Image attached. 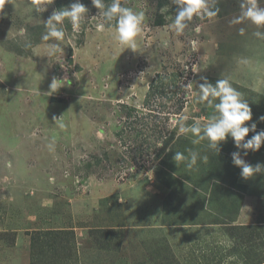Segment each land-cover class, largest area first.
<instances>
[{"label":"rangeland","instance_id":"374dc122","mask_svg":"<svg viewBox=\"0 0 264 264\" xmlns=\"http://www.w3.org/2000/svg\"><path fill=\"white\" fill-rule=\"evenodd\" d=\"M85 1L78 30L65 19L64 40L43 41L44 22L57 10L52 0H0V264H247L249 255L264 258V169L245 179L231 159L239 151L246 163L264 165V144L244 156L230 137L218 152L207 141L193 143L192 151L207 158L199 159L203 173L195 180L208 174L207 196L220 199L213 210L225 209L216 211L219 222H227L220 226L183 222L190 219L186 207L166 217L163 208L176 202L168 203L157 176L161 158L139 156L132 144L155 125L194 141L171 121L187 116L186 125L203 126L215 114L197 101L202 77L213 84L229 79L248 102L247 124L256 130L245 140L264 131V38L254 35L264 28L232 24L239 0H218L216 16L193 18L177 35L170 27L174 0H124L122 6L145 17L132 47L118 44L108 25L96 31L103 18ZM258 6L264 8V0ZM51 43L63 54L49 56ZM172 74L185 89L181 109L180 101L159 106L174 84ZM54 78L65 81L57 90L50 87ZM130 108L138 116L127 117ZM136 121L143 132L135 126L120 134ZM179 169L184 177L182 162ZM191 190L179 198L189 201ZM238 226L251 229L232 230ZM250 232L257 236L247 245L253 252L241 238Z\"/></svg>","mask_w":264,"mask_h":264},{"label":"clouds","instance_id":"9594fccd","mask_svg":"<svg viewBox=\"0 0 264 264\" xmlns=\"http://www.w3.org/2000/svg\"><path fill=\"white\" fill-rule=\"evenodd\" d=\"M218 0H174L176 4V14L172 18V27L177 35L184 32L189 26V22L193 18L203 19L206 17L216 16L219 9L215 7ZM92 5L100 10V16L103 20L96 24V31L103 32L106 25L112 27L116 33V41L120 45L130 44L135 47L134 39L141 30L144 21V13L136 12L129 7H124L120 0H112L110 4H106L105 0H91ZM239 14L232 20V24H241L248 21L250 24L258 28H264V8L258 6V0H239ZM38 11L40 9H37ZM45 9H43L44 11ZM88 9L80 0H75L67 7L54 10L49 18L44 22L45 33L41 39L43 41H62L65 38V31L61 27L65 19H67L74 29H79L82 20ZM115 21L114 24L110 22ZM21 29V34L24 33ZM199 32V28H196ZM244 31L243 28L240 29ZM256 37L264 38V31H256ZM195 43V42H193ZM48 55L52 56L57 53L63 54V48L58 43L47 45ZM63 67V65H61ZM204 83L198 87L197 101L200 103L207 102L214 108V115L206 124L201 126L199 123L191 126L186 125L189 117L180 116L173 118L172 123L179 126V133H191L196 139L193 143L207 141L210 148L220 150L219 145L231 138L237 149L244 150V156L248 155V150L255 152L264 144V131L256 132L251 138L245 140L249 132H255L256 124H247L252 119V110L248 102L242 98V94L235 89L229 79H218L215 84L207 81L202 77ZM64 80L53 79L51 89H59L57 85ZM65 82V81H64ZM190 86V85H189ZM264 121V116L259 117ZM173 159L177 162L184 161L188 168H192L197 164L198 159L206 160V157H200L198 152L189 150L188 156L183 152H176ZM234 166L240 169L241 176L245 179L253 176L255 173L264 169V165H250L241 158L240 152H234L231 156Z\"/></svg>","mask_w":264,"mask_h":264},{"label":"trees","instance_id":"16d2710c","mask_svg":"<svg viewBox=\"0 0 264 264\" xmlns=\"http://www.w3.org/2000/svg\"><path fill=\"white\" fill-rule=\"evenodd\" d=\"M72 0H52V3L54 4L55 8L57 10L63 8L64 6H69ZM85 1V0H84ZM124 0H120V3L122 4ZM87 4H91V9L90 10H95V11H100L98 9H96L92 3L91 0H86L85 1ZM112 2V0H105L106 4H110ZM159 2H164L166 3V0L160 1ZM161 4L158 3V6L160 7ZM159 25V23H157ZM179 78V76H177V74H172L171 76V80L174 84L171 85L172 82H169L170 89L169 91V95H167L166 101L164 102V104H159L160 107H165L164 105L166 104L168 106V104L174 103L175 106L177 107L180 101V105L178 106L180 109L181 104L183 101H181V99L179 98V94L185 92V89L180 88L179 83H177V79ZM157 83V82H156ZM152 87H149V90ZM165 94V95H164ZM168 94V93H167ZM186 93H184L185 95ZM164 96H166V93H163ZM154 98V97H153ZM152 99V95H150V92L147 93V96L145 97V101H144V106H148L149 107V103L151 102ZM133 112H135V115L138 116V114H136V110L134 108H130L128 109L127 112V117H131L133 115ZM151 117H153L155 120L154 122L157 120V117L155 115H151L149 114ZM147 117V116H146ZM149 118V117H148ZM139 119V118H138ZM150 120V119H149ZM141 121V120H139ZM137 122V121H136ZM139 122L135 123L134 125L131 126V123L127 125V128H123L120 131L121 135L127 134V133H132L133 128L136 126L137 132L138 130L143 132L141 128L138 129L137 125ZM175 134L176 132L174 131V129L167 134H164L161 130L158 131L157 130V126H153L150 132V136H145V133H141V138L138 141H135V143L133 144L134 149L136 150V153L139 156H142L144 153L146 154V156L148 154L154 155L156 158H161L160 160V166L157 168V176L159 177V180L161 182L162 185L166 186V188L169 191V198H171V200H168V203H172V202H176L175 204H173L172 206L169 207L165 206L164 209V215H172L170 212H175L177 210L178 207L183 208L186 207V217H190V219H188L187 221H183V222H189L190 225L192 224H196V225H202V226H209V225H225L227 224V222H223V220L220 221L221 217L217 216L216 211H223L225 209L223 208H219V209H215L214 208V204H218L220 199L216 198V197H209L207 196L208 193V185L206 182H204L205 180L207 182L210 181L211 178H207L208 174L206 175L205 180L202 179H196L195 180V176L197 177H201L200 176V168H201V160L198 159L197 164L194 165L192 168H188L186 162L181 161L183 163V169L185 171V176L184 177H179L177 175L179 169V163L181 162H177L173 159L174 155L176 152H183L185 154V156H188L189 154V150L193 149V140L189 141V139L184 138L183 136H177L175 138ZM178 145H180L178 147ZM152 149V151L150 152L149 150ZM209 148V147H208ZM136 155V154H135ZM138 156V157H139ZM141 158V157H139ZM200 162V163H199ZM167 169H169V171H167ZM197 173L196 175H192L193 173ZM203 173V171H202ZM189 174V175H188ZM194 184L196 186H194ZM191 187V189L189 188ZM188 191H187V190ZM191 190V197L189 199V201L184 200L182 198H179L180 195L183 194V192H189ZM204 193V194H203ZM224 205L229 207V203L228 202H224ZM223 204L221 206H223ZM231 207V204H230ZM190 213H189V212ZM195 214V215H194ZM207 214L209 216L207 221H204V216L201 215H205ZM193 216H197V219H192ZM175 220V219H173ZM169 221H171L169 219ZM168 221V222H169ZM176 225H179L176 221H174ZM234 222V221H233ZM173 223V222H172ZM168 225V224H166ZM248 230L251 228H244L242 226H238L236 227V229H232L235 231H243V230ZM230 230H228L229 233ZM232 236V235H230ZM257 238V236L253 233L250 232L249 234L245 235L244 237H241L244 241L243 247L245 249H248L250 252H253L252 247H248L247 245L250 244L253 241V238ZM259 237V236H258ZM255 238V239H256ZM246 263L247 264H264V258L263 257H259V255H249L246 257Z\"/></svg>","mask_w":264,"mask_h":264}]
</instances>
